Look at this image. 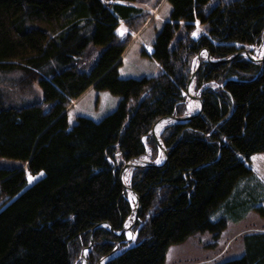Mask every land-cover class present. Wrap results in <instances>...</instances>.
I'll return each instance as SVG.
<instances>
[{"label": "trees", "instance_id": "16d2710c", "mask_svg": "<svg viewBox=\"0 0 264 264\" xmlns=\"http://www.w3.org/2000/svg\"><path fill=\"white\" fill-rule=\"evenodd\" d=\"M131 1L0 0V71L20 70L43 92L41 102L0 101V158L18 162L0 168V264H75L93 227L89 264L115 249L102 264H164L169 247L194 233L217 237L227 220L250 209L264 216L255 207L264 192L249 183L252 172L264 181V62L238 54L202 60L192 84L203 100L200 113L163 126L162 165L131 170L128 182L140 201L134 240L96 226H125L132 203L119 169L147 148L155 160L151 126L187 112L185 86L197 52L227 57L263 36L264 0H166L169 19L150 54L161 71L121 78L131 36L117 28L122 22L135 30L146 14ZM197 22L202 33L195 36ZM91 48L98 54L86 70L80 63ZM89 87L121 99L100 120L79 116L70 126L66 109ZM26 170L43 176L24 188ZM242 247L218 264H264V231L245 233Z\"/></svg>", "mask_w": 264, "mask_h": 264}, {"label": "rangeland", "instance_id": "374dc122", "mask_svg": "<svg viewBox=\"0 0 264 264\" xmlns=\"http://www.w3.org/2000/svg\"><path fill=\"white\" fill-rule=\"evenodd\" d=\"M215 1L217 0H211L212 3ZM130 3L144 10L146 14L144 13L145 15H143V23H140V27L135 30L129 29L122 22H120L117 28V33L121 37L126 33H129L131 36L130 41L120 57V65L118 66L119 76L121 78H140L142 76L157 75L161 71L159 63L151 57V52L144 54L143 50L146 45L152 46L163 23L169 19L171 6L166 0H134ZM136 24L137 22L135 26ZM201 33V27L197 22L193 35L198 36ZM251 50H253L252 53L255 56L261 57L264 55V33L261 43L259 45H252ZM89 53L84 59L85 61L83 62L81 60L82 62L80 63L86 70H89L93 65L98 54L92 48ZM204 56L205 52L203 51L200 57L204 58ZM191 92L194 96H199L198 92H193L192 90ZM42 99L43 92L37 80L28 81L25 75L17 69L4 72L0 71V101L3 105L21 106L41 102ZM120 99L121 96L112 94L108 90H97L89 87L68 105L66 109L68 123L72 126L76 123L77 117L79 116L100 120L116 108ZM187 103L188 112H190L192 107L195 108L193 111L198 107V101L194 98H187ZM149 156L150 151L147 148L145 154L140 156L139 159L150 160ZM161 159L162 153L158 150V155L153 161L159 162ZM17 165L18 162L15 160L0 158V168L2 169H11ZM22 168L26 169V166L24 165ZM249 175V183L259 186V189L263 193L264 181L257 173L252 172ZM26 176L27 185L24 188L33 184L43 174L42 172L32 174L26 170ZM245 183L246 180L244 179L241 186H244ZM3 201L4 197L0 194V205ZM260 206L264 209V201L258 202L255 205V207ZM131 221H133L132 217ZM257 231H264V216H260L257 211L250 209L245 212L239 221L227 220L226 227L217 237H214L213 233L210 232L194 233L181 244L169 247L164 264H218L228 257L239 255L243 248L242 236L245 233ZM123 234H125L126 240L133 241L136 235L133 225ZM81 250L78 261L75 264H82ZM97 264L101 263L99 262Z\"/></svg>", "mask_w": 264, "mask_h": 264}, {"label": "water", "instance_id": "95a60500", "mask_svg": "<svg viewBox=\"0 0 264 264\" xmlns=\"http://www.w3.org/2000/svg\"><path fill=\"white\" fill-rule=\"evenodd\" d=\"M263 33H264V29H263ZM205 51V60L207 62H211V63H215V62H223L226 60H229L231 58H233L235 55H238L239 53H244L245 56L247 58H249L252 61H256L259 64H262L264 62V55L261 57L255 56L253 55V53H251L250 49H243V50H238L236 52H234L232 55L227 56V57H221V58H212L211 55L209 54L208 49H204L201 51H198L196 54V64L195 67L193 69V71L190 73V75L187 78V82H186V86H185V92L187 94V97L189 98H196L198 100V107L195 111L187 113V114H183V115H164L159 117L151 126L150 129V134L153 136L155 143L158 147V150L162 153V161L157 163V162H153L151 160H141L139 158H134V159H130L127 160L123 163V165L120 167L119 169V180L121 182V185L123 187V190L128 194V196H132L133 198V204H132V210L131 213L129 215L128 220L130 219V217H132L133 221H130L128 224H126L124 226V228H122L119 231H114L111 227V225H109L108 222H103V223H99L96 226H106L107 229L111 232H113L115 235H122L123 233H125L127 230H129L131 228V226L133 225L134 220H136L138 218V210H139V206H140V201H139V196L137 195V193L131 188V186L127 183V181L125 180V172H127L128 170L130 171L133 168H136L138 166H160L162 165L167 158V151L166 148L164 146V144L161 142L160 138H159V134H156V128H158L160 125H165L168 124L169 122H185L188 121L189 119H191L192 117L198 115L203 107V100L201 97H196L193 94H191L189 92V89L191 88V84L192 81L195 77V74L201 64V52ZM94 227L91 229L90 231V235H89V242L88 244L82 248L81 250V257H82V264H88L87 259H86V251L89 250L93 244V237H92V231H93ZM120 252V250H113L112 253H110L109 257H107L106 259H110L113 256H115L116 254H118Z\"/></svg>", "mask_w": 264, "mask_h": 264}, {"label": "bare ground", "instance_id": "6f19581e", "mask_svg": "<svg viewBox=\"0 0 264 264\" xmlns=\"http://www.w3.org/2000/svg\"><path fill=\"white\" fill-rule=\"evenodd\" d=\"M204 49H206V48H203V49H200L199 51H201V50H204ZM239 54H244V53H239ZM245 55V54H244ZM256 62V61H255ZM189 92L192 94V92H191V89H189ZM189 98V97H188ZM194 99H196V98H194ZM197 100V99H196ZM198 101V100H197ZM188 107V106H187ZM195 108L194 107H192L191 109H190V112H193V110H194ZM187 110H188V108H187ZM160 128H161V125L158 127V128H156V134H158V131L160 130ZM123 165V164H122ZM128 173H129V170L127 171V172H125V180H127V176H128ZM132 197V196H131ZM131 221V217H130V219H129V221H127L128 223Z\"/></svg>", "mask_w": 264, "mask_h": 264}]
</instances>
